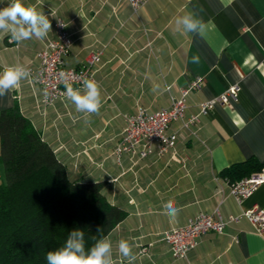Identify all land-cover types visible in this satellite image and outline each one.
<instances>
[{"label": "crops", "instance_id": "0c3cea01", "mask_svg": "<svg viewBox=\"0 0 264 264\" xmlns=\"http://www.w3.org/2000/svg\"><path fill=\"white\" fill-rule=\"evenodd\" d=\"M9 3L0 0V8ZM23 3L49 18L47 37L57 14L66 20L73 38L68 65L80 66L91 50L102 49L94 73L102 92L99 114L85 119L68 99L42 106L39 86L29 79L0 96V109L16 104L70 176L105 182L109 202L125 210L105 236L113 244L114 264H130L118 253L121 239L133 246L131 264H264V230L256 231L245 218L223 232L203 234L184 258H173L161 239L163 230L185 224L199 211L227 215L252 206L264 209V182L238 201L228 193L224 174L249 156L264 158V0H146L136 11L129 0ZM186 13L200 21L198 31L177 27L176 18ZM45 39L9 43V34L0 32V72L15 64L35 66ZM195 76L202 83L187 96L186 116L228 86L237 87L236 99L216 103L201 116L196 134L180 130L172 152L116 163L111 150L122 114L138 106L170 105ZM168 200L180 209L176 219L164 214Z\"/></svg>", "mask_w": 264, "mask_h": 264}, {"label": "trees", "instance_id": "16d2710c", "mask_svg": "<svg viewBox=\"0 0 264 264\" xmlns=\"http://www.w3.org/2000/svg\"><path fill=\"white\" fill-rule=\"evenodd\" d=\"M0 264H47L69 232L85 233V247L104 238L125 216L107 199L103 180L72 177L54 148L19 107L0 109ZM264 168L249 156L224 172L234 181Z\"/></svg>", "mask_w": 264, "mask_h": 264}, {"label": "built area", "instance_id": "2783aa9c", "mask_svg": "<svg viewBox=\"0 0 264 264\" xmlns=\"http://www.w3.org/2000/svg\"><path fill=\"white\" fill-rule=\"evenodd\" d=\"M145 1L129 0L133 11ZM72 42V33L68 29L66 20L57 14L52 24V34L45 39L42 48L36 53L37 64L26 66L31 71L29 81L39 86L38 103L42 106L67 100L65 87L60 82L61 73L69 77L74 88H81L84 78L95 80L94 73L101 60L102 49L91 50L86 61L74 67L65 61ZM201 83V76L192 78L166 107L148 110L144 106H138L133 113H123V127L111 150L115 162L121 164L125 157L135 161L152 153L162 156L172 152L180 130L188 129L192 134H196L201 116L208 114L216 103L228 102L230 98L236 99L237 87L228 86L222 93L200 101L198 110L186 116L187 96L190 92L198 90ZM176 122L179 124L178 127L171 129L170 126ZM262 182H264V168L240 179L228 181V193L240 201ZM242 218L247 219L256 231L264 230V209L252 206L239 213L227 215H222L215 209L213 212L199 211L188 218L185 224L163 230L161 239L168 246L173 258H184L187 252L199 243L203 234L210 231L223 232L229 223L238 222ZM145 251L144 247L139 249V253Z\"/></svg>", "mask_w": 264, "mask_h": 264}, {"label": "clouds", "instance_id": "9594fccd", "mask_svg": "<svg viewBox=\"0 0 264 264\" xmlns=\"http://www.w3.org/2000/svg\"><path fill=\"white\" fill-rule=\"evenodd\" d=\"M178 28L186 32H196L201 28L200 21L192 14L186 13L177 17L175 21ZM51 31L49 18L37 11L34 6H26L23 0H10V3L0 8V32L9 34V43L20 44L33 37L43 40ZM31 71L23 64H15L6 67L0 72V96L7 95L12 89L19 87L21 81L29 79ZM60 82L65 87V96L75 106L77 113L83 114L85 119L94 114H99L102 107V92L100 85L94 79L84 78L81 88H74L68 76L60 74ZM159 85L153 87V91L159 89ZM45 94L46 90H45ZM164 214L176 219L180 209L173 200H168L164 205ZM119 255L131 262L135 261L133 246L129 241H118ZM47 264H114L113 244L107 237L100 238L90 247H85V233L75 229L69 232L64 244L46 254Z\"/></svg>", "mask_w": 264, "mask_h": 264}, {"label": "rangeland", "instance_id": "374dc122", "mask_svg": "<svg viewBox=\"0 0 264 264\" xmlns=\"http://www.w3.org/2000/svg\"><path fill=\"white\" fill-rule=\"evenodd\" d=\"M4 181V171H3V167L0 164V184Z\"/></svg>", "mask_w": 264, "mask_h": 264}]
</instances>
